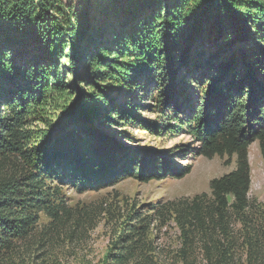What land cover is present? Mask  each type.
Masks as SVG:
<instances>
[{"label": "trees", "instance_id": "16d2710c", "mask_svg": "<svg viewBox=\"0 0 264 264\" xmlns=\"http://www.w3.org/2000/svg\"><path fill=\"white\" fill-rule=\"evenodd\" d=\"M214 66L217 78L205 72ZM183 67L199 74L196 99L183 95ZM143 74L154 80L161 109L173 108L176 119L190 113L180 121L198 154L236 158L232 171L210 181V194L171 203L182 238L175 264H200L196 253L204 264H234L232 219L246 222L254 208L253 142L264 157V0H93L78 8L0 0V264H71L55 251V227L39 230L41 212L53 225L68 213L48 180L104 186L129 174L149 181L191 172L157 153L127 155L103 133L102 122L114 117L112 88L121 94ZM151 208L101 264H164L150 237L163 213Z\"/></svg>", "mask_w": 264, "mask_h": 264}, {"label": "rangeland", "instance_id": "374dc122", "mask_svg": "<svg viewBox=\"0 0 264 264\" xmlns=\"http://www.w3.org/2000/svg\"><path fill=\"white\" fill-rule=\"evenodd\" d=\"M92 1L64 0V3L78 8L81 4L89 5ZM106 31L108 28H105ZM91 35L96 37L97 32ZM92 47L91 45L89 48ZM201 66L204 67V63ZM67 67V59H64L61 76L69 82L73 75ZM196 70L199 73L202 71L200 67ZM211 71L209 68L205 70L210 77L220 76L218 66H214ZM198 75L196 73L192 76L184 67L179 71V78L185 81L181 85L183 95H191V100L196 99L199 91ZM148 78L145 74L139 76L140 82L137 85L131 87L125 84L118 95V84L112 88L114 93L111 96L114 101L107 109L112 111L114 117L110 122L108 119L102 122L103 133L111 136L115 145L123 146L125 151L123 148L121 150L127 155H140L142 151L157 153L173 164L192 165V170L181 178L169 176L149 181L141 180L139 173L138 176L123 175L104 186L80 184L74 180H48V183L59 186V197L68 213L63 215L62 222L53 225L41 212L39 230L55 227V251L60 256L65 255V260L71 264H101L119 235L134 223V218L141 214L153 215V206L163 213L151 224L150 237L156 248V257L164 264H175L182 238L174 215L169 212L171 203L202 192L210 194V181L236 167L235 157H206L198 154V143L180 121L181 117L185 121L190 113L179 115L181 117L176 119L178 115H175L173 108L161 109L155 99L157 90L154 80ZM180 98L185 100V96ZM101 103L102 107L106 106L105 101ZM183 148L188 151L184 152ZM249 160L252 179L249 197L254 208L248 221L243 222L234 217L232 219V234L236 243L234 264H264V157L258 141L249 147ZM248 237L252 238V247L250 241L246 243ZM196 257L200 264H204L202 253H196Z\"/></svg>", "mask_w": 264, "mask_h": 264}]
</instances>
